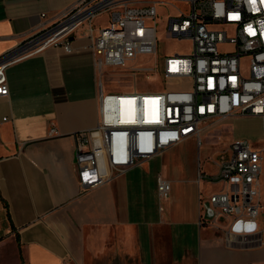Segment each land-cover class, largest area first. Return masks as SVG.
<instances>
[{
    "label": "crops",
    "instance_id": "crops-1",
    "mask_svg": "<svg viewBox=\"0 0 264 264\" xmlns=\"http://www.w3.org/2000/svg\"><path fill=\"white\" fill-rule=\"evenodd\" d=\"M77 1L0 0V59ZM93 44L82 30L71 53L50 47L8 68L10 95L0 97V264H264V236L262 244L250 238L230 247L222 230L200 224L202 199L223 188L210 180L223 156L215 167L209 157L201 164L200 141L234 132L239 118L82 189L74 136L98 128L105 87ZM243 119L256 129L239 140L264 147L263 121ZM159 179L172 186L167 198ZM259 185L264 201V169Z\"/></svg>",
    "mask_w": 264,
    "mask_h": 264
},
{
    "label": "built area",
    "instance_id": "built-area-1",
    "mask_svg": "<svg viewBox=\"0 0 264 264\" xmlns=\"http://www.w3.org/2000/svg\"><path fill=\"white\" fill-rule=\"evenodd\" d=\"M163 9L175 14L162 17ZM105 15L109 20L98 25ZM220 26L231 28L234 36L230 38V30H216ZM82 30L94 41L97 68L104 76L136 82L133 92H107L101 84L98 128L74 136L84 191L191 138L200 139L206 127L225 120L257 118L264 126V0H78L51 26L43 25L0 59V97L10 95V66L50 47L71 53ZM163 36L189 42L191 55H161ZM155 76L191 90L139 91L141 81L146 85ZM105 168L110 176H104ZM263 169L264 147L239 140L224 152L218 175L210 178L223 188L202 199L200 224L222 230L227 246L246 245L250 238L263 243ZM171 191V184L159 179L160 197Z\"/></svg>",
    "mask_w": 264,
    "mask_h": 264
},
{
    "label": "rangeland",
    "instance_id": "rangeland-1",
    "mask_svg": "<svg viewBox=\"0 0 264 264\" xmlns=\"http://www.w3.org/2000/svg\"><path fill=\"white\" fill-rule=\"evenodd\" d=\"M160 15L162 17L170 16L175 14L173 11L168 9L160 10ZM109 20V15H105L97 22L98 25L106 24V22ZM216 30H230L229 36L232 38L234 36V31L231 28H227L225 26H220L216 28ZM162 45L160 48V54H169V55H191L192 53V45L189 42H178L177 40H167L166 36L162 37ZM246 64V62H245ZM150 65H153L151 63ZM114 76H117V74H114ZM125 81H122L119 79V77H111L110 73H108L106 76H104V85L109 92V90H121V91H127L133 92L134 88L131 86L133 85L135 87L136 82L133 80L129 84H125ZM150 86L147 88V86ZM139 91H144L146 89H149L154 92H177V91H190L191 87H186L184 83L182 82H176V81H164L160 77H153L151 80H149L146 85L143 81H141L138 85ZM120 92V91H119ZM233 131L234 132H228V131H218L214 132L209 136H205L201 139V150H200V161L201 164H204L208 157L210 158V166H214L218 163V160H222V156L224 152L229 150L231 145L234 141L241 139L240 134H243L247 132V130H255L256 125H254L251 121H246V119L239 118L233 125ZM214 127H206V130L213 129ZM198 149V144H197ZM198 151V150H197ZM225 157L228 158L229 154L226 153ZM261 223L264 225V215H261L260 218Z\"/></svg>",
    "mask_w": 264,
    "mask_h": 264
},
{
    "label": "water",
    "instance_id": "water-1",
    "mask_svg": "<svg viewBox=\"0 0 264 264\" xmlns=\"http://www.w3.org/2000/svg\"><path fill=\"white\" fill-rule=\"evenodd\" d=\"M208 215H209V216H211V215H212V212H211L210 210H209V212H208Z\"/></svg>",
    "mask_w": 264,
    "mask_h": 264
},
{
    "label": "trees",
    "instance_id": "trees-1",
    "mask_svg": "<svg viewBox=\"0 0 264 264\" xmlns=\"http://www.w3.org/2000/svg\"><path fill=\"white\" fill-rule=\"evenodd\" d=\"M1 197V196H0ZM6 206H7V204H6Z\"/></svg>",
    "mask_w": 264,
    "mask_h": 264
}]
</instances>
